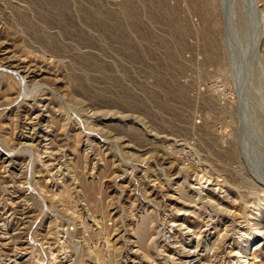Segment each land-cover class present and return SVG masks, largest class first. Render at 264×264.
Wrapping results in <instances>:
<instances>
[{
  "label": "rangeland",
  "instance_id": "obj_1",
  "mask_svg": "<svg viewBox=\"0 0 264 264\" xmlns=\"http://www.w3.org/2000/svg\"><path fill=\"white\" fill-rule=\"evenodd\" d=\"M240 263L264 0H0V264Z\"/></svg>",
  "mask_w": 264,
  "mask_h": 264
},
{
  "label": "bare ground",
  "instance_id": "obj_2",
  "mask_svg": "<svg viewBox=\"0 0 264 264\" xmlns=\"http://www.w3.org/2000/svg\"><path fill=\"white\" fill-rule=\"evenodd\" d=\"M259 232H261V231H259ZM237 253V252H236ZM254 260V259H253ZM252 262V261H251ZM256 263V262H255ZM241 264V263H240ZM253 264V263H252Z\"/></svg>",
  "mask_w": 264,
  "mask_h": 264
}]
</instances>
